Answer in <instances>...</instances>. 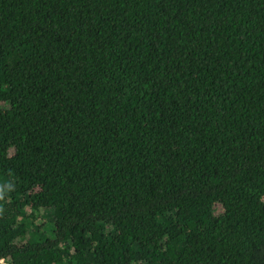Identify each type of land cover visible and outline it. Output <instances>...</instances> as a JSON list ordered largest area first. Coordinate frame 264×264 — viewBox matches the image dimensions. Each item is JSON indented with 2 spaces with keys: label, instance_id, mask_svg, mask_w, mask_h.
<instances>
[{
  "label": "trees",
  "instance_id": "trees-1",
  "mask_svg": "<svg viewBox=\"0 0 264 264\" xmlns=\"http://www.w3.org/2000/svg\"><path fill=\"white\" fill-rule=\"evenodd\" d=\"M264 264V0H0V260Z\"/></svg>",
  "mask_w": 264,
  "mask_h": 264
},
{
  "label": "built area",
  "instance_id": "built-area-1",
  "mask_svg": "<svg viewBox=\"0 0 264 264\" xmlns=\"http://www.w3.org/2000/svg\"><path fill=\"white\" fill-rule=\"evenodd\" d=\"M0 264H11V263L6 261V260H4V259H2V260H0Z\"/></svg>",
  "mask_w": 264,
  "mask_h": 264
}]
</instances>
